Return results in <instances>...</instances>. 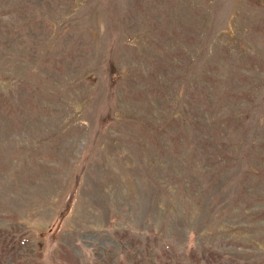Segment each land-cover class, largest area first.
Masks as SVG:
<instances>
[{"label":"rangeland","instance_id":"374dc122","mask_svg":"<svg viewBox=\"0 0 264 264\" xmlns=\"http://www.w3.org/2000/svg\"><path fill=\"white\" fill-rule=\"evenodd\" d=\"M0 264H264V0H0Z\"/></svg>","mask_w":264,"mask_h":264}]
</instances>
